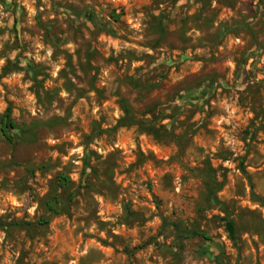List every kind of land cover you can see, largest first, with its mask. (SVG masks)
I'll return each mask as SVG.
<instances>
[{
	"label": "rangeland",
	"instance_id": "1",
	"mask_svg": "<svg viewBox=\"0 0 264 264\" xmlns=\"http://www.w3.org/2000/svg\"><path fill=\"white\" fill-rule=\"evenodd\" d=\"M8 106L0 264H264V0H0Z\"/></svg>",
	"mask_w": 264,
	"mask_h": 264
},
{
	"label": "trees",
	"instance_id": "2",
	"mask_svg": "<svg viewBox=\"0 0 264 264\" xmlns=\"http://www.w3.org/2000/svg\"><path fill=\"white\" fill-rule=\"evenodd\" d=\"M0 125H1V132L3 134V137H5V139L7 141H10V139H11L10 133L16 127L14 121L11 119V108H10V106H8L6 108L4 114L2 115V117L0 119ZM260 201L263 202L262 200H260ZM48 205H49V209H53V205H50V204H48ZM42 223L46 224L47 221L42 220L41 224ZM23 225L27 226L29 224H23ZM18 226H21V225H18ZM185 237L186 238H188V237H201L203 239H206V236H204L201 232H191L189 235H185Z\"/></svg>",
	"mask_w": 264,
	"mask_h": 264
}]
</instances>
